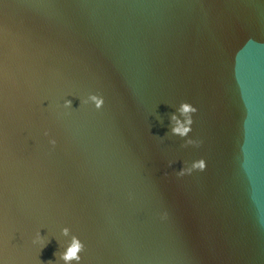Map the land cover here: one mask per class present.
<instances>
[{
  "label": "water",
  "instance_id": "95a60500",
  "mask_svg": "<svg viewBox=\"0 0 264 264\" xmlns=\"http://www.w3.org/2000/svg\"><path fill=\"white\" fill-rule=\"evenodd\" d=\"M64 225L79 264H264V0H0V259Z\"/></svg>",
  "mask_w": 264,
  "mask_h": 264
},
{
  "label": "clouds",
  "instance_id": "9594fccd",
  "mask_svg": "<svg viewBox=\"0 0 264 264\" xmlns=\"http://www.w3.org/2000/svg\"><path fill=\"white\" fill-rule=\"evenodd\" d=\"M82 102L84 104H91L96 109H100L104 104V97L97 92H88L87 95L83 97ZM62 103L65 107H71V100L68 98H64ZM196 112L197 107L194 104L187 100H181L176 105L175 111L169 114L171 134L183 137L185 145H196L200 143L198 139L189 135L192 131L193 114ZM45 135H47L46 131ZM48 142L54 145L56 140L53 137H49ZM173 162L174 161H169V166H171ZM205 168L206 160L201 156L191 161L183 162V166L175 170V175L183 176L192 173L194 170L203 171ZM59 233L67 239L62 241L59 249L54 252V256L56 257L55 261L49 260L47 264H60L61 261L63 264H73V262L79 264L81 260L80 252L84 248L83 241L76 234L72 233L67 225L61 226L59 228ZM31 240L34 245L38 246L40 251L47 243L48 237L46 234L41 235L40 229H37L33 233ZM0 264H4L2 259H0ZM38 264H42V262L38 260Z\"/></svg>",
  "mask_w": 264,
  "mask_h": 264
}]
</instances>
